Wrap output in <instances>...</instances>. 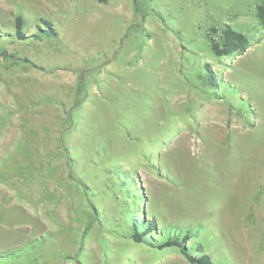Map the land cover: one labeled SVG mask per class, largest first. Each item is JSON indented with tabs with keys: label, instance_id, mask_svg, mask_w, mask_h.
Listing matches in <instances>:
<instances>
[{
	"label": "rangeland",
	"instance_id": "rangeland-1",
	"mask_svg": "<svg viewBox=\"0 0 264 264\" xmlns=\"http://www.w3.org/2000/svg\"><path fill=\"white\" fill-rule=\"evenodd\" d=\"M258 2L0 0V254L21 251L4 264H194L128 238L126 215L264 264ZM224 24L244 53L210 50Z\"/></svg>",
	"mask_w": 264,
	"mask_h": 264
},
{
	"label": "trees",
	"instance_id": "trees-1",
	"mask_svg": "<svg viewBox=\"0 0 264 264\" xmlns=\"http://www.w3.org/2000/svg\"><path fill=\"white\" fill-rule=\"evenodd\" d=\"M98 2H105L106 0H96ZM256 17L261 25L264 26V0H259L255 6ZM45 28H39L38 38L49 37L53 35L54 30L51 25L43 21ZM15 33L14 37L23 38L25 35L22 31L23 21L21 16L15 18ZM211 32L207 33L209 48L216 56H224L229 54L240 55L244 53L250 46L248 36L238 30L233 29L230 25L224 24L218 33L214 28L210 29ZM218 33V35H214ZM207 66V65H206ZM205 77L208 83L215 85V78L212 73L205 68ZM137 216V215H134ZM127 219V237L136 243H143L146 246L154 249H164L168 247H177L179 251L188 259L189 262L194 264H214L209 256L201 247L195 249L196 254H191L189 246L185 243L192 236L189 230L183 233H173L168 230H161L157 227L153 218H137L129 215L125 216ZM31 246V245H30ZM21 256V251H11L8 253L0 254V264L9 261L18 260Z\"/></svg>",
	"mask_w": 264,
	"mask_h": 264
}]
</instances>
